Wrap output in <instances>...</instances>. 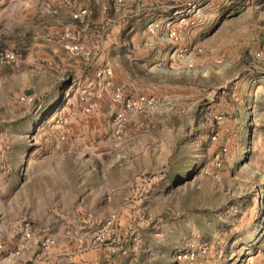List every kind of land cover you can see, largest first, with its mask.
Listing matches in <instances>:
<instances>
[{
    "label": "rangeland",
    "instance_id": "1",
    "mask_svg": "<svg viewBox=\"0 0 264 264\" xmlns=\"http://www.w3.org/2000/svg\"><path fill=\"white\" fill-rule=\"evenodd\" d=\"M0 1V195L60 264H264V0Z\"/></svg>",
    "mask_w": 264,
    "mask_h": 264
},
{
    "label": "crops",
    "instance_id": "2",
    "mask_svg": "<svg viewBox=\"0 0 264 264\" xmlns=\"http://www.w3.org/2000/svg\"><path fill=\"white\" fill-rule=\"evenodd\" d=\"M83 5V2L76 5V0H50L47 8L48 12H54L52 9L58 6V10L63 12L64 7L68 10L66 12L71 14V11ZM85 6L89 7L90 3ZM44 211V207L39 211L30 204L18 205L10 194L0 195V241L4 244V250L0 253V264H60V257L64 255L60 241L56 240L52 248L44 251L41 247L42 239L45 234H50V231L43 230L42 236L34 234L37 225L42 228L49 227V220ZM28 230L31 231V239L25 238V232ZM82 255H91V252Z\"/></svg>",
    "mask_w": 264,
    "mask_h": 264
},
{
    "label": "built area",
    "instance_id": "3",
    "mask_svg": "<svg viewBox=\"0 0 264 264\" xmlns=\"http://www.w3.org/2000/svg\"><path fill=\"white\" fill-rule=\"evenodd\" d=\"M86 14V12L85 11H81L80 13H77V14H75L74 15V18L75 19H81L82 17H83V15H85ZM170 37H173V35H170ZM8 58H9V56H8ZM108 74H110V71H109V73ZM142 100H144V99H142ZM25 238L26 239H31L32 238V234H31V232L28 230V231H26L25 232ZM54 243H55V241H54V239H53V237L51 236V235H46L43 239H42V244H41V247H42V249L44 250V251H48L53 245H54ZM4 250V244L0 241V253L2 252ZM200 253H205V251L204 250H202V251H199ZM177 258L178 259H182V257L183 258H185V259H187V260H189V261H193L194 259H195V254H194V252H186V253H184V252H179V253H177ZM185 255V256H184Z\"/></svg>",
    "mask_w": 264,
    "mask_h": 264
}]
</instances>
